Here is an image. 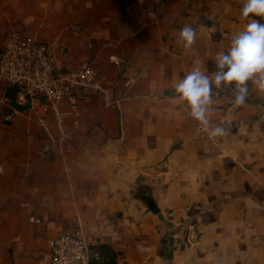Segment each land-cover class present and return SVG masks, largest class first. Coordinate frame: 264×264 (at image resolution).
Segmentation results:
<instances>
[{"label": "crops", "instance_id": "obj_1", "mask_svg": "<svg viewBox=\"0 0 264 264\" xmlns=\"http://www.w3.org/2000/svg\"><path fill=\"white\" fill-rule=\"evenodd\" d=\"M245 2L0 0V47L11 30L34 35L63 69L93 62L118 100L108 106L91 93L78 96L76 111L63 105L71 135L48 155L50 170L38 172L35 208L14 213L22 219L10 223L16 238L31 230L46 243L75 225L92 244H111L118 264H264V92L252 87L236 105L232 87L214 89L200 127L173 87L197 60L211 75L216 53L256 19L242 17ZM185 25L197 31L191 48L180 39ZM6 96L0 84V144L36 138L19 117L38 124L33 111ZM217 124L225 134L209 136ZM52 125L37 127L44 143L61 133ZM29 213L40 223L27 221Z\"/></svg>", "mask_w": 264, "mask_h": 264}, {"label": "built area", "instance_id": "obj_2", "mask_svg": "<svg viewBox=\"0 0 264 264\" xmlns=\"http://www.w3.org/2000/svg\"><path fill=\"white\" fill-rule=\"evenodd\" d=\"M0 84L7 90H16L14 108L22 106L25 110H32L37 123L48 131L50 121L61 130L59 136L51 134L50 144L44 146L43 152L53 151L60 140L71 135L63 129L62 107L66 102L72 103L76 111L80 94L97 93L108 106L118 101L115 86L103 81L99 68L93 62L83 61L63 69L49 43L19 30L9 31L2 41ZM6 101L10 102L8 96ZM39 108L43 113H39ZM75 117L74 127L77 128V113ZM202 125L199 123L200 127ZM90 245L89 236L82 227L64 229L48 240V258L43 264H89Z\"/></svg>", "mask_w": 264, "mask_h": 264}, {"label": "clouds", "instance_id": "obj_3", "mask_svg": "<svg viewBox=\"0 0 264 264\" xmlns=\"http://www.w3.org/2000/svg\"><path fill=\"white\" fill-rule=\"evenodd\" d=\"M242 17L250 15L264 20V0H246L242 7ZM252 19L246 27L235 34L230 46L218 51L211 63V75L199 67V61L191 71L173 87L181 100L191 108L192 117L201 124H207L212 112L214 89L232 87L233 103L244 104L250 96L251 88L264 92V22ZM197 31L190 25L180 30V39L185 48H191L196 42ZM225 129L217 124L209 131V136H223Z\"/></svg>", "mask_w": 264, "mask_h": 264}, {"label": "rangeland", "instance_id": "obj_4", "mask_svg": "<svg viewBox=\"0 0 264 264\" xmlns=\"http://www.w3.org/2000/svg\"><path fill=\"white\" fill-rule=\"evenodd\" d=\"M3 106V103H0V121H3L4 115L7 114V108ZM19 117L25 133L27 135L31 133L32 137L35 135L36 138L28 140L15 136L12 140L5 139V144H0V264H41L48 252L47 242L40 241L39 233L31 230L30 234L19 233L20 238H16L13 232L17 228H10V223L14 225L22 223V219L14 214L19 212V208H35L37 205L35 202L39 200V197H36L37 175L38 172L40 174L50 170L48 155L56 148L43 152L44 146L50 144L51 138L44 143L45 134L37 128L40 125L29 123L26 118ZM49 125L51 130L53 126L51 121ZM34 215L29 213L27 221L39 224L40 218ZM71 227L78 226H67L64 229ZM88 236L91 241L93 237Z\"/></svg>", "mask_w": 264, "mask_h": 264}, {"label": "trees", "instance_id": "obj_5", "mask_svg": "<svg viewBox=\"0 0 264 264\" xmlns=\"http://www.w3.org/2000/svg\"><path fill=\"white\" fill-rule=\"evenodd\" d=\"M255 17V16H254ZM258 20H261L260 17H255ZM264 21V20H261ZM209 67L212 69L213 65L209 62ZM16 90L10 88L7 90V96L10 100V105L14 106V97ZM19 109H24V107L16 106ZM147 199V196H142ZM90 258L89 264H118L119 262V252L108 243H95L90 245Z\"/></svg>", "mask_w": 264, "mask_h": 264}, {"label": "water", "instance_id": "obj_6", "mask_svg": "<svg viewBox=\"0 0 264 264\" xmlns=\"http://www.w3.org/2000/svg\"><path fill=\"white\" fill-rule=\"evenodd\" d=\"M149 204H150L151 209L153 210V212H155V213L159 212V209L157 208V205H156V203L153 200H150Z\"/></svg>", "mask_w": 264, "mask_h": 264}]
</instances>
